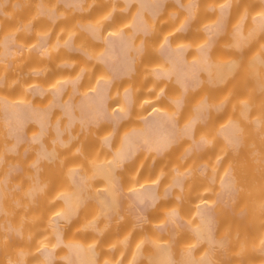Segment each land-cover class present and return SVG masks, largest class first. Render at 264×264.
<instances>
[{
  "label": "rangeland",
  "instance_id": "obj_1",
  "mask_svg": "<svg viewBox=\"0 0 264 264\" xmlns=\"http://www.w3.org/2000/svg\"><path fill=\"white\" fill-rule=\"evenodd\" d=\"M185 1L187 0H182L183 3ZM195 1V14L189 26V31L182 30L174 36L171 35L173 41L182 42L188 48L189 55L205 40L207 35L205 34V26L215 20L216 8L221 5L223 0ZM225 1L231 2H229L231 6L228 14L229 20L227 17L229 23L226 24L228 26L225 27L222 34L220 31L213 37L208 53V61L212 67L210 73L213 72L215 67L214 62L230 61L225 76L221 78V76L215 77L214 75L210 79L209 73L205 70L202 71L199 84L193 87L189 94L183 95V110L174 109L178 121L185 123L187 118L190 119L187 116L193 112L194 105L202 99L209 100L210 105H213L211 104L213 102H222V107L220 105L219 109L214 106L210 108V106V109L205 111L204 118L194 125V136L205 135L210 142L201 150H189L191 137L187 136L190 139L178 140L167 152L162 154L163 156L159 160H155L152 156L149 158L148 154L143 153L138 160L132 162L131 166H123L118 169L120 174L118 182L121 181L120 184L124 191L150 183V180H153L151 183L157 181L158 190L162 191V188L165 189L172 181L171 176L175 174L174 167L178 165L179 171L189 169V172L185 171L188 173L186 174L185 189H173L170 195L164 197L162 201L160 200L149 209L142 221L135 222L134 218L126 215L123 206L117 204L110 206L109 213L111 215L106 217L102 213L101 207L96 203L97 206L94 203L95 201L92 202L88 195L91 194V191L100 192L99 190L103 191L105 189L106 192L110 189L106 177L103 175L93 176L95 173L94 168L98 164L101 165L102 161L107 163L109 159H112L111 152L107 151L102 143V138L107 134L111 135V148L112 146L115 147L119 143L118 137L121 132L124 133L126 132L125 129L127 130L128 127L135 125L133 123L136 120L139 122L141 113L143 115L148 108L154 105L170 109L169 106H175L171 101L172 97L181 96V93L177 92L173 86L167 85L165 81H158L153 78L152 71L155 69L153 67L162 65L157 60L156 53L161 40L170 33V30L168 32L167 30L172 29L177 20L185 17L182 8L167 3L164 14L169 19L164 21L160 17V25L155 24V28L158 25L159 27L154 28L152 31L153 39L146 40V53L149 59L143 62L137 61L133 74L113 89L110 101L112 109L120 105L121 93L127 87L134 92L135 98L129 115L117 125L114 129L115 132L112 131V126L106 123L88 129L77 126L71 129L74 136L65 145L52 143V134L47 133L44 141L56 148L55 151H58V154L55 153L58 156L56 155L57 157L55 156L54 160H46L45 166L42 162L39 163L40 167L38 166L37 170L39 168L41 172L36 170L40 178L37 177V179L41 180V184L44 182L46 184H43L40 194H38V191L35 193L36 196L33 195L34 200L26 192L33 184L32 179L33 181L36 179V175L32 173V170L36 169L33 168L35 165L30 161L35 154V146L32 144V146L27 147L26 144H23L19 146L14 155H11L5 147L7 137L0 120V191L2 195L1 202L3 203L0 210V220L2 219L3 223L5 221V225L1 221L0 225L7 227L6 224L10 222L14 227L16 226L15 228L20 227L19 230H21L19 236L20 231L17 236L13 232L9 234L12 237L14 236L12 238L5 234L9 230L6 231L7 228H1L0 226V264H22L14 261L19 257V251L21 250L27 252L25 254V264H41L38 257L39 250L43 245L50 246L52 243V233L50 234L52 228L49 225L51 223L49 220L63 209V195L73 191L71 190L73 184L69 179V172L73 168L89 176L83 182L85 185V200L74 208L75 212L73 210V215L68 221L61 222L62 231L66 240L67 238L74 241L81 239L85 245L92 246L96 251L95 260L98 262L97 264H103L106 260L109 264H159L152 254L155 248V245L153 246L154 242H158V246L162 243L164 247L170 248L171 264H181L178 260L181 249H184V251L185 249L189 250L190 254L197 259H202L204 255L207 257L206 252L209 249L207 242L197 239L189 227L196 225L195 210L196 206L199 205L198 203H202V201L208 203V200L213 204L215 236L225 237V240L227 237L228 239L227 243L225 241L221 245L223 247L225 244L223 248L217 243L211 246V253L208 255V258L214 260L213 262L210 259L211 264H261L263 262L261 258L259 263L257 262V255H260L257 252L261 249L264 250V204L262 203L264 202V29L260 33H256L257 35L254 33L256 36L248 32L249 36L243 37L237 45L232 42L230 36L233 26L240 22L245 29L244 33L249 31L251 19L261 10L263 11V6L258 2L259 0ZM105 2L106 0H89L83 9L84 14L81 18L75 17L70 12H63L56 27L52 24L49 25L40 16L36 8L32 9L25 6L21 12H12L9 7H4L2 14L5 19H0V36L7 33L17 35V42L25 49V52L19 57L15 55L12 72L8 64H0V98H4V96L14 100L27 98L28 86L38 83L39 85L43 84L42 87L47 90L43 95L39 94L34 100L29 94L28 101L46 106V103L48 104L50 101V88L54 86L55 82L61 81L60 79L64 80L67 77L75 78L82 69H84V73L81 89L85 91L88 88L90 89V86L103 73L102 69L96 66L97 59L94 58L98 44H92L93 46L89 47L90 38L84 31L77 32V26L85 25V22L91 20L103 24L100 26V30L104 33L110 31L113 26H121L126 30L129 28L131 12L134 9L132 7L130 11L125 13L122 10V4L118 5L119 2H117L116 6L118 8L115 13H118L117 17L119 16V18L115 19L114 22L105 21L101 23L99 19L102 18L101 15L106 10L107 4ZM47 6L52 7L48 3ZM174 10L176 15L169 16L168 12ZM19 14L24 15L22 20L20 18L16 19ZM213 16H215L214 19ZM103 18L102 20H104ZM10 19H14L13 24ZM29 26H31V31L28 30ZM41 33L52 35V43L57 39L60 41L64 39L65 41L66 37L69 39L74 38L75 46L82 50L85 49L91 57L89 59L84 57L76 59L68 53H60L52 60L54 66L51 68L43 66L44 63L37 64L43 71H46V73L37 74L33 71L37 66L31 50H33L35 41ZM68 38L66 40H69ZM257 56L262 59V61L259 59L260 62L258 61L257 64L256 73L258 75L254 73L256 68H254L253 62L255 60L252 59ZM62 63L70 64L71 69L61 70ZM21 76H30V78L22 83L20 82ZM59 117L60 113L58 111L50 113L51 121ZM231 119H235L240 126V139L236 147L227 148L225 143L223 145L224 141L217 134V127L219 128L222 123L224 125ZM34 129H36V126L32 127V123H29L26 128L28 132ZM100 144L101 146L103 144L102 148ZM115 149L112 148V150ZM11 158L18 159L20 173L16 177L6 179L8 168L7 166H1V164L4 161L7 164L10 163ZM201 165L204 166L203 169H200ZM224 167H227L226 169L232 168L231 171L235 173L234 178H236L237 186L227 199V203L221 206V203L215 199V192L218 186L216 185L217 178L221 175L220 173L224 170ZM211 174L215 176L214 181H211V178L209 179ZM129 187L131 188L129 189ZM172 209H178L181 217L180 220L172 224V230L175 232L173 236L169 233L171 231L166 229V226H171L166 217L167 212ZM160 224L164 226L161 227ZM61 250H64L63 246L56 247L57 256L54 264H65L60 258L62 255L60 254ZM263 255L262 252L261 257Z\"/></svg>",
  "mask_w": 264,
  "mask_h": 264
},
{
  "label": "bare ground",
  "instance_id": "obj_2",
  "mask_svg": "<svg viewBox=\"0 0 264 264\" xmlns=\"http://www.w3.org/2000/svg\"><path fill=\"white\" fill-rule=\"evenodd\" d=\"M165 1L166 0H117V1L110 0L109 2V0H106L105 2L107 4V6L105 7L106 10L103 13L104 16L101 15L102 18L104 17L103 18L104 20L100 18L99 21L101 20L100 22L104 23L105 21L110 20L109 18H112L113 12L118 8V6H116L117 2H119L118 5L122 4V8L127 7L131 2H133L132 7L134 9H132L131 17H130L131 30L132 31L134 30L135 21L139 17H141L142 20L145 21L143 27L150 28L151 26H153V21L152 19L149 20L147 18V15L144 14L143 11L149 10L150 15H156L157 7L159 6V4H163ZM195 2H196L195 0H190V1L187 0L182 4V6L185 7L187 10L185 12V17L181 20H178L173 25L172 29L169 28L167 30V32L170 30V33L164 36L158 47L161 48L164 45L165 47L167 46L168 51H170L168 52L169 55L167 54L166 56L168 62L166 60L163 66L157 64L159 67L157 66L153 67L155 69L152 71L153 78L157 79V77L161 75L171 76L172 79L178 81L181 84L183 89H185L190 82L196 83L198 79L201 78V75L199 74L200 69H203V71L204 70L207 71L209 73L210 79H212L214 75L215 77L221 76V78H223L230 63V61H223V60L216 61L214 62L215 67L213 68V72L210 73L212 67L208 61L209 51H207V48H209L212 43L213 37L220 31L222 34V32L225 30V27L228 26V25L226 26V24L229 23L227 22V17L229 20L228 14L231 7L230 1L224 2L223 0L221 5L217 6L216 8L217 14L216 13L214 14L216 18L215 16H213V19L215 18V20H213V22H209L210 24H207L205 26L206 30L204 29L206 31L205 34H207L206 35L207 38L205 37L203 43L197 46V49L192 53L193 55L191 54L192 56L189 54L186 55L185 45L182 42L177 43L173 41V39H171V35L172 36L176 35V33L179 30L184 29L190 24V20H191L190 18L195 14V8L191 7V4ZM258 2L261 4V6H263V11L261 10L259 13H257V15H255V17L253 15L254 18L251 19L252 21H250L249 24L250 27V29H248L249 31L244 33L245 29L242 27L241 22L233 26L230 36L232 37V42L234 44L236 45L239 44L243 39V37H247V35L249 36V34H247L248 32L249 33L251 32L253 33L251 35L256 36L264 29V0H259ZM168 13L169 16H172L175 14V10L170 11ZM161 17L163 18L162 20L164 21L169 19V17L165 14L161 15ZM84 24L85 25L83 24L82 25L86 27V31L88 32L89 35L96 38L97 40H101L100 44L96 43L98 44V48L96 50L95 56L92 54V56H94L95 59H98L100 61H103L105 58L108 57L106 55L107 54L106 52L110 50L109 48H111L109 52L110 53L113 52L114 49L111 46L113 45L111 44L112 41L114 40L116 41L118 38H119L118 40L121 41L122 37L124 38L127 37V35H129V33H127L128 29L125 30L121 26L120 27L113 26L110 29V31L106 33L102 31L103 32L102 33L100 30L101 29L100 26H102L103 24L101 25L100 23L94 21L92 22L91 20L90 22L88 21L85 22ZM132 31L130 33H132ZM254 33L257 34L255 35ZM42 34L43 33H41V35H38L39 37H37L38 39L35 41L36 50L33 53L35 58V63L37 66L33 71L37 74H41L44 72L46 73V71H43V69L40 68L37 64L47 63L48 61H52L54 58L60 55V51L56 49V47L60 44H67V41L69 42V40H66V38L68 37L65 38V41L64 39H62L63 41L57 39L52 43L55 49L49 51L48 47L46 46L47 43L45 42V36L47 34H43V35ZM9 37L10 34L7 33L1 36L0 38L1 39L0 58L1 56H3L4 53L9 52ZM118 40L116 41V43L118 42ZM119 43L117 44L114 43V45H118ZM127 45L128 43H126V45H124L123 47L126 48ZM137 45H139V43H137L135 46ZM117 47L118 46H116V48ZM118 50L119 49H117V51ZM120 53L122 54V51ZM121 54H119L120 55L118 57L119 59L121 57ZM126 54L128 55V53H124L123 58H128L127 62L129 64L127 63L128 66L124 64L126 68L124 66L123 67L128 72L130 71V69L133 70L135 67L134 64L132 66V62H133L132 54H129V56H127ZM111 55L114 54L113 53L109 54V57H111ZM256 58H258L257 61ZM129 59L132 60L129 61ZM252 59L256 61L253 62L252 60L253 64L256 66V67L254 66V68H256L254 69L255 70L254 73L258 75V73H256L257 64L259 59L260 61H262V59L258 56L255 57V59L254 58ZM106 61L107 59L104 60V63ZM122 68L121 71H124ZM114 69L116 70V68ZM77 76L78 75H76L75 78H77ZM75 78L67 77L64 78V80L60 79L61 81L58 80L59 82L58 81L55 82L54 86L50 88V93H49L51 94L50 101L48 104L46 103V106L45 105L42 106L40 105V103H38L39 105L37 103L34 104V102L31 103L30 101H28L29 99L25 97L23 99L22 98L21 99L18 98L17 100L15 99L16 101L11 98L10 99L7 97L5 98V96L4 98L3 97L0 98V120L2 122V125L5 127L4 132H6L8 136H11V140L10 141L8 140L6 142L5 147L9 149L18 145L21 142H25L27 144L30 143L29 144L30 146H32V144L35 146V151H34L35 154L33 155L34 158L32 157L30 161H32L36 166L33 167L36 169L34 170L35 172L32 170V173L36 175V177L34 176L36 178L34 179V181L36 180L38 181L34 182L32 179L33 184H31V187H29L30 189L26 192L29 193V195H31L30 196L31 198L33 197V195L36 196L35 193L38 191H39L38 194H40L42 192L43 184H46V182L44 181H43L44 183L42 184L40 183L41 180L39 181L40 178L36 172L37 167L38 166L40 167L39 163L41 162V160H49V161H51L52 159L54 160V157L58 154V151L57 152L55 151L56 148L54 146L53 148L50 144L48 145L46 144L47 142L44 141L47 133L52 132L51 133L52 143L65 145L74 136V132L71 130H62V126H66L67 128H69L74 122L77 121L79 125L84 129H88L89 127L99 125L101 123H106V124H110L112 126V129L114 130L119 124V121L123 117L129 115L131 107L135 102V98L133 94L134 92L128 87L125 90L123 88L124 91H122L121 95L124 97L125 102L120 100L119 101L120 105L112 109L111 105L106 103V97H105L106 85L109 78L103 74L100 77H98V79L96 78L97 80H95V83L92 84V86H90L91 87L90 89L86 88L87 89L86 91L81 89L80 97L76 101L70 102L69 98L65 96L64 98L63 96L60 98V93L64 83L67 80L73 81ZM37 84L36 85L34 84L33 86H28L29 88L32 89L33 94H42L45 90H47L46 88L42 87L44 86L43 84L40 85ZM10 97L15 98L13 96ZM171 100L175 104V106L173 107L172 105L169 106L172 109L171 108L168 109V107L165 109L164 106L160 107L158 105H154L148 108L147 109L148 111L146 110L145 111L146 113L144 112L143 115L141 113L139 117L140 119L138 118L139 122L136 120L137 122L135 121L133 123L135 125L130 126V128L128 127L129 129L127 128V130L125 129L124 131L126 132L124 131H123L124 133L121 132L120 134L121 137L120 136L118 137L119 143L118 145H116L117 147L112 146V148H116L115 150H112L113 152V154H111L112 159L111 160L109 159V162L107 161V163L105 162L103 163L102 161L103 164L101 163V165L96 163L98 165L94 168L95 173L93 174V176L103 175L104 177H106L109 181L110 189L106 192L105 189H103V191L99 190L100 192L91 191V194L88 195L87 193V195L89 199L91 198L90 200H92V202L95 201L94 203L95 204L97 203L101 207V211L106 217H109L111 215L109 213L110 206L117 204L123 206L124 211L127 213L126 215L134 218V221L138 223L142 221L143 217L147 215L149 209L152 206L157 204L160 200L162 201L164 197L170 195L173 189H185L186 187L185 180L187 176L186 174H188L186 172L189 169L187 171L186 169L185 170L181 169L182 171L181 170L179 171L178 165L177 167H174L175 174L171 176L172 181L169 182L170 183L169 186L166 184L167 186L165 187V189L162 188V191L158 190L157 181L151 183V181L153 180H150V183H146L143 185H140V183H138L140 186L135 185L136 187H133L134 186L133 185L132 186L133 188L129 187V189L131 188L129 191L128 190L124 191L122 185L118 182V178L120 176V174L118 173V169L122 168L129 160L134 159L141 152L144 154H148L149 158L153 155L160 156L163 153L167 152L171 148V146L178 141L177 139L180 138L181 136L191 137L189 150L190 149L201 150L205 148V146L210 142V140L207 139L205 135L198 137L193 135L194 125L197 121L204 118L205 111H207L208 109L213 108V106L216 109L217 108L219 109L220 105L222 107V102L217 101L216 103L215 102L211 103L213 105H210L209 100H206L204 98L201 101H199L198 104L194 105V107L192 108L193 112L187 116L190 117V119L187 118L186 119L187 121L185 123H180L176 117L177 116L176 110L174 109H177L175 107H178V105L181 102V99L179 97H172ZM51 106H58L61 109L62 113L66 114V120L64 119L60 121L58 118H56V120H53L52 123L49 124L51 125L52 130L48 132L46 127L48 126V112ZM242 111L245 113L243 109ZM28 120L32 122V127L36 126V129L30 130L31 132L30 131L26 132L24 130V126ZM238 126L239 124L236 122V120L231 119L228 120L227 123H225L224 125L222 123V126H219V128L217 127L218 129L217 134L224 141L223 145L225 143V146H227V148H234L237 146L238 141L240 139L239 138L240 126L239 127ZM85 131H89V130H85ZM110 141H111V135L109 134H107V136L102 138V143L104 144L105 148L106 146H109V148H111ZM179 164L182 165L181 163ZM203 168L204 166L201 165L200 169ZM226 168L227 167H224L223 168L224 170L221 171L220 173L221 175H219V177L217 178L218 180L216 184L218 186L215 192V199L219 203H221V206L227 203V199L235 191L237 186V181L235 182L236 178H234L235 173L231 171L232 168L231 169L229 168L226 169ZM8 169L10 171V169L13 168L10 167ZM38 170H40L39 172H41V169L38 168ZM37 177L39 179H37ZM88 177L89 176L78 172L77 169L74 168L69 172V179L73 184L71 186L73 187L71 190L73 191L70 190L71 193L69 192L63 195L64 198V205H62L64 206L63 209L58 214H56V216L55 215L54 217L51 216L52 218H50L49 220L51 222V223L49 222L50 223L49 225L52 228V232L50 230V234L52 233L51 235L52 243L51 244L49 243L50 246L43 245L41 249L39 248L40 250L38 252L39 253L38 257L40 259L39 261L41 262V264H54L57 256L55 251L57 246L64 247V250L63 251L61 250L60 252V254H62L60 258H62L65 264H97L98 263L95 260L96 251L94 250V248L92 246L89 247L84 243H82L81 239H79V241L78 240L74 241V240H69L67 238V240H69L67 241L64 237L61 226V222L68 221L73 215L74 208H76L78 204L82 203L85 200V194H84L85 185L83 182L85 181L84 179ZM214 177H215L214 174L213 175L211 174V176H209V179L211 178L210 180L214 181ZM177 196L179 197V194ZM1 200L2 199L0 196V209H2L3 206ZM262 203L264 204V202ZM198 204L199 205L196 206V210H195L196 218H197L196 219L197 221H195L196 225L195 226L191 225L189 229L193 232L194 236L197 239L205 240L207 242L209 249L207 250L206 253L210 255L211 253L210 248L213 244L217 243V245L221 246L225 241H226L225 243H227L228 239L226 237L225 240V237L223 235L222 236L224 238L215 236V232H214L215 220H214V211H213L212 202L208 200V203L207 201L205 202L202 201V203L199 202ZM166 218L171 223V226H166V229L168 231H171L169 233L171 236H173L175 232L172 230V224L181 219L180 214L178 213V209L169 210L167 212ZM0 221L3 223L2 219ZM4 223L3 225H5ZM8 223L6 224L7 227L0 225L1 228L2 227L7 228L6 231L9 230L8 233L6 232L5 234L9 235L13 232L16 233L17 236V234L20 231V233L18 234L19 236L21 234V230H19L20 227L15 228L16 226L14 227V225ZM159 226L163 227L164 225L160 224ZM1 231L3 230L1 229ZM154 245H155L154 252H153V248H152L153 253L151 252L155 257L154 259L157 260L159 264H171L172 259L170 257V250H169L170 248L164 247L162 243L161 245L158 246V242L156 243L154 242L153 246ZM223 247H225V244ZM223 247L221 246V248ZM180 251H181V255L179 254L180 257L178 256L179 257L178 260L181 264H211L210 261L211 258L210 257L208 258V255L207 257H205L204 255L202 259H197L193 257V255H191L190 251L187 249H185V251L184 249L183 250L181 249ZM260 251L257 252L258 254H260L257 255L258 257L257 262L259 263V259L261 258L263 259L262 260L263 262L262 261L260 262H262L261 264H263L264 255L261 257V253L262 252L264 253V250H262L261 253ZM26 253L27 252L23 250L19 251V257L16 258V260L14 261L25 264ZM104 262L103 264H109L107 263V260L105 263Z\"/></svg>",
  "mask_w": 264,
  "mask_h": 264
},
{
  "label": "crops",
  "instance_id": "obj_3",
  "mask_svg": "<svg viewBox=\"0 0 264 264\" xmlns=\"http://www.w3.org/2000/svg\"><path fill=\"white\" fill-rule=\"evenodd\" d=\"M88 1L89 0H0V19H2V20L5 19V16L2 14L4 7H9L12 12L13 11L21 12L22 9L25 6H27V7L32 8V9L36 8V10L39 12L40 16L43 17L49 25L52 24L54 27H56L58 24V21L62 17L63 12H70L75 17L81 18L84 14L83 9H84V7ZM115 1H117V0H115ZM47 3L49 5H52V7L47 6ZM167 3L173 4V6H175V7L178 6V7L182 8L184 10V12L187 11L186 8L182 6V4H183L182 0H166L163 4H159V6L157 7V14L156 15H150L149 10L148 11L144 10L143 13L147 15V18L149 20L152 19L153 26H151L150 28L143 27V24L145 21H143L142 18L139 17L135 21V26H134L133 31L131 30L130 23H129V26H128L129 28H128V30L126 29L128 31L127 33H129V35L126 34L127 37H124V38L122 37L121 41H119L118 40L119 38H118L117 43L120 42L118 45H114V43L117 44L116 43L117 40L112 41L111 44H113V45H111V46L114 49V50L112 49L113 50L112 53L115 56L111 55V57H109V54H112L109 52L111 50V48H109L110 50L109 49H108L109 51L107 50L109 53L106 52L107 53L106 55L109 57V59L106 56L107 58H105V59H107V61L105 63H104L105 59L103 61H100L97 59L96 66H98L100 69H102V71H103L102 74L109 78L107 85H106V96H105L107 104L110 105L111 94H112L115 86L120 85V83L124 79L131 76L133 74V72L135 71V68L133 70L130 69V71H128V72L125 69L126 67L124 66V64L126 66H128L129 63L127 62L128 58H123L124 53H128V55L126 54L127 56H129V54H132L133 62L132 61L131 62H132V66L134 64V67H135V64L137 61L143 62V61H147L149 59L148 54L146 53L147 52L146 51V40L147 39L148 40L153 39L152 31L156 27V25H155L156 23L160 25V17H161V15H163L165 13L164 9H165V6L167 5ZM132 4H133V2H131L127 7L123 8L122 10L125 13H127L132 8V6H133ZM194 4L195 3H192L191 7L194 8ZM95 10L99 11L97 9H95ZM117 14L118 13H115V11H114L112 18H109L110 20H108L107 22H114L115 19H118L119 16L117 17ZM175 15H176V11H175V14L172 15L171 17H173ZM19 18L22 20L24 18V15H22V14L17 15L16 19H19ZM190 19H191L190 20V24H191V22L193 20V16ZM10 20L13 24L14 19H10ZM158 20H159V22H158ZM190 24L187 27H185L184 29L179 30L178 32H180L182 30L185 32H188ZM28 30L31 31V26L28 27ZM82 31H84L86 33V35L91 40L90 44L88 45L89 47L93 46L92 44H96V43L100 44L101 43V40H97L96 38H94L88 34L85 26L84 27L82 25L77 26V32L81 33ZM131 31H132V33H130ZM0 38H1V36H0ZM17 38H18L17 35H10V37H9V52L4 53L3 56H1V58H0V64H8L11 72L13 71L14 64H15V55H17L19 57V55H22L25 52V49L22 48L18 44ZM52 41H53L52 35L47 34L45 36V42L47 43L46 46L48 47L49 51L55 49L54 45L52 44ZM74 43H75V39L70 38L69 42L67 41V44H60L56 47V49H58L60 51V53H68L71 57H75L76 59H82L83 57L86 59H89L91 57L89 52H86L85 50H82L81 48L75 46ZM126 43H128V45L126 46V48H124L123 46L126 45ZM137 43H139V45L135 46ZM116 46H118V47L116 48ZM117 49H119L118 50L119 52L117 51ZM0 50H1V44H0ZM35 50H36V46H34L33 50H31V52L34 53ZM121 51H122V54L120 53ZM166 51H167V53H166ZM207 51H209V48H207ZM168 52H170V51H168L167 46L165 47V45L162 46L161 48H158V51L156 53V58L160 63H162V66L165 64V62L167 60L166 56H167ZM185 53H186V55L189 54L187 47H185ZM119 54H121L120 59L118 58L120 56ZM130 60H132V59H129V61ZM167 62H168V60H167ZM116 63H117V65H116ZM43 66H47L48 68H51L54 66V63L52 61H48L47 63H44ZM114 68H116L117 71ZM121 68L124 71H121ZM60 69L64 70V71L70 70L71 66H70V64H63V66H61ZM202 71H203V69L199 70L200 75H201ZM83 73H84V69L81 70V72L79 73L77 78H75L73 81L67 80L64 83L62 90H61V93H60V98L62 96L64 98V96H65V97L69 98L70 102H74L80 97V89L82 86ZM29 78H30V76H21L20 82L23 83V82L27 81V79H29ZM200 79H198V81L196 83L190 82L186 86V88L183 89L181 84L178 81L172 79L171 76L161 75V76L157 77L158 81H165L167 85L173 86L177 92L179 91L181 93V96L179 97L181 99V102L178 105V107H176V108H179L180 110H183V95L189 94L191 89L199 84ZM28 90L29 91H27V99L29 98V96H28L29 94H31V97L33 100H34V98L38 97L39 94H33L31 88H28ZM44 93H45V91L42 93V95ZM66 95H68V96H66ZM120 100L125 102L124 97L122 95L120 97ZM31 103H33V102H31ZM172 103H173V101H172ZM55 111H58L60 113V117L58 118L60 121H62L64 119L66 120V114L62 113L61 109L58 106H51V108L49 109V112H48V126L46 127L48 132H50V129L52 130L51 125H49L52 123V121L50 119V113H53ZM126 117H123L119 121V123L122 122V120L125 119ZM29 123L31 124L32 122L28 120L24 126V130L26 132H28V130H26V128H27ZM1 124H2V122H1ZM77 126H80L78 121L74 122L69 128H67L66 126H62V130H71L72 128H76ZM4 130H5V127H4ZM71 131H73V130H71ZM112 131L115 132L116 130H112ZM65 134H66V132H65ZM5 136L7 137V141L11 140V136H8L6 134V132H5ZM180 138L181 139H187L189 137L181 136ZM180 138H178L177 140H179ZM23 144H26L27 147H30V145H29L30 143L27 144V143L21 142L12 148H9V149L6 148V149H7V151L10 152L11 155H14L17 152L19 146H22ZM106 148H107V151L112 152V149L109 148V146H106ZM111 154H113V152ZM142 154L143 153L141 152L134 159L129 160L124 166H131L132 162L138 160ZM161 156H163V155H160V156L153 155L152 157H154L155 160H159L161 158ZM41 162H42L43 166L46 165V160H41ZM1 166H7V168H10V167L13 168V169H10V171H9V169L6 170V176H5L6 179L16 177L18 175V173H20V169H19L20 165L18 163L17 158H11L10 163H8V164L4 161L1 164ZM120 183H121V181H120ZM0 196H2L1 191H0Z\"/></svg>",
  "mask_w": 264,
  "mask_h": 264
}]
</instances>
